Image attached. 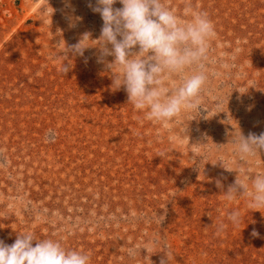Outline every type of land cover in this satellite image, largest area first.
<instances>
[{"label": "rangeland", "instance_id": "obj_1", "mask_svg": "<svg viewBox=\"0 0 264 264\" xmlns=\"http://www.w3.org/2000/svg\"><path fill=\"white\" fill-rule=\"evenodd\" d=\"M95 2L0 0V240L31 231L89 264H160L164 245L168 264H264V208L222 195L239 169L264 173V151L241 160L228 143L239 129L264 132V0H190L214 24L208 79L197 111L167 126L112 87ZM163 2L186 18L189 0ZM85 33L83 55L66 57Z\"/></svg>", "mask_w": 264, "mask_h": 264}, {"label": "clouds", "instance_id": "obj_2", "mask_svg": "<svg viewBox=\"0 0 264 264\" xmlns=\"http://www.w3.org/2000/svg\"><path fill=\"white\" fill-rule=\"evenodd\" d=\"M117 2L122 7L115 8ZM89 7L99 13L103 21L100 37L96 40L100 51L98 62L107 56L114 58L108 63L110 69H118L113 75L112 87H124L127 103L143 111L144 119L162 122L165 126L182 110L197 111L199 95L208 79L206 61L210 43L216 35L206 11L194 8L190 0L183 8L186 18L177 15L163 0H96L95 6L89 4ZM89 36L85 33L77 44L65 47L63 54L82 56L87 47L82 46L81 41L90 40ZM69 67L63 63V74ZM173 77L178 78V83L169 86L168 81ZM228 143L233 146V154L241 160L255 157L264 151V132L249 133L245 137L239 129L232 133ZM215 146L219 150L223 145ZM216 185L223 187L220 180ZM222 195L227 201L243 196L247 198L248 208H264V173L250 176L243 168L239 169V176ZM163 219L160 216L159 223ZM227 219L239 225V210L230 211ZM226 227L222 221L218 223L216 234H221ZM252 235L259 234L253 229ZM33 241H36L35 246ZM163 248L166 259L161 258L160 264H168L172 253L167 245ZM140 250L129 248L127 254L134 258ZM89 261L90 255L82 250L65 248L56 239L37 238L31 231L18 234L11 245L0 240V264H89Z\"/></svg>", "mask_w": 264, "mask_h": 264}]
</instances>
